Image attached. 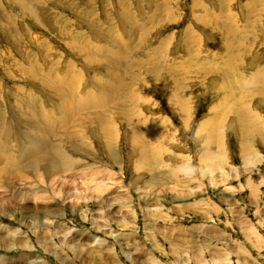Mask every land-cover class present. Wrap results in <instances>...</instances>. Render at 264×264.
Returning a JSON list of instances; mask_svg holds the SVG:
<instances>
[{
  "label": "rangeland",
  "instance_id": "1",
  "mask_svg": "<svg viewBox=\"0 0 264 264\" xmlns=\"http://www.w3.org/2000/svg\"><path fill=\"white\" fill-rule=\"evenodd\" d=\"M109 70L122 83L118 93L88 105ZM226 75L236 86L218 87ZM169 77L177 80L171 89ZM257 90L264 92V0H0V142L11 143L4 152L18 157L25 134L56 120L47 151L57 143L69 162L50 176H34L21 158L4 165L19 174L9 192L26 196L6 203L0 188V226L29 246L0 248V264H264ZM60 105L72 111L63 115ZM123 118L144 136V154ZM202 121L209 124L198 133Z\"/></svg>",
  "mask_w": 264,
  "mask_h": 264
},
{
  "label": "bare ground",
  "instance_id": "2",
  "mask_svg": "<svg viewBox=\"0 0 264 264\" xmlns=\"http://www.w3.org/2000/svg\"><path fill=\"white\" fill-rule=\"evenodd\" d=\"M247 1V0H246ZM246 5V4H245ZM121 12V11H120ZM124 14V13H123ZM127 15V14H126ZM214 17V16H213ZM126 19H128V18H126ZM130 19V18H129ZM220 19V18H219ZM148 21V20H147ZM146 21V22H147ZM223 21V20H222ZM128 22V21H127ZM131 22H132V20H131ZM133 23V22H132ZM209 23V22H208ZM216 23V22H215ZM205 24V23H204ZM223 24V23H222ZM225 24V23H224ZM134 25V24H133ZM144 25V24H143ZM216 25V24H215ZM132 26V25H131ZM227 26V25H226ZM217 27V26H216ZM223 27V26H222ZM228 28V27H227ZM133 29V28H132ZM212 29V28H211ZM214 29V28H213ZM233 29V28H232ZM130 30V29H129ZM130 31H132V30H130ZM133 31H134V29H133ZM227 31V30H226ZM231 31V30H230ZM104 32V31H103ZM107 32V31H106ZM217 32V31H216ZM221 32V31H220ZM225 32V31H224ZM229 32V31H228ZM232 32V31H231ZM65 33V32H64ZM131 33V32H130ZM230 33V32H229ZM224 35H226V33H224ZM234 35V34H233ZM233 35H231V37L233 36ZM139 36V35H138ZM104 37V36H103ZM225 37V36H224ZM235 37V36H234ZM109 38H111V37H109ZM113 38V37H112ZM114 39V38H113ZM226 39V38H225ZM228 39V38H227ZM231 39V38H230ZM115 41V40H114ZM113 41V42H114ZM229 41V42H228ZM227 42L229 43V45H230V49L233 47L232 46V42H231V40H228ZM112 42V43H113ZM115 42H117V41H115ZM78 43V42H77ZM228 43H226L225 44V47L228 49ZM75 45V44H74ZM77 45V44H76ZM82 45H84V44H82ZM116 45H117V43H116ZM119 45V44H118ZM130 45V44H129ZM187 45V44H186ZM158 46V45H157ZM84 47H86L85 45H84ZM84 47H83V49H84ZM122 47V46H121ZM120 47V48H121ZM126 47H127V45H126ZM191 47V46H190ZM224 47V46H223ZM224 47V48H225ZM116 48V47H115ZM123 48V47H122ZM196 48V47H195ZM82 49V50H83ZM91 49V48H90ZM119 49V48H118ZM183 49H184V47H183ZM186 49V48H185ZM75 50V49H74ZM81 50V51H82ZM85 50V49H84ZM110 50V49H109ZM88 51V50H87ZM127 51V50H126ZM185 51V50H184ZM192 51V50H191ZM80 52V51H79ZM194 52V51H193ZM91 53V52H90ZM104 53V52H103ZM192 53V52H191ZM84 54H87L86 53V51H85V53ZM224 54V53H223ZM225 54H228L227 52L225 53ZM224 54V55H225ZM190 55V54H189ZM232 56V55H231ZM89 57V56H88ZM87 57V58H88ZM104 57V56H103ZM106 57V56H105ZM119 57V56H118ZM195 57V56H194ZM122 58H123V56H122ZM228 58H229V56H228ZM231 58H233V57H231ZM97 59H98V57H97ZM103 59V58H102ZM226 59H227V57H226ZM89 61H90V58L88 59ZM92 60V59H91ZM121 60V59H120ZM191 60V59H190ZM89 61H87L88 63H91V61L89 62ZM179 61V60H178ZM185 61V60H184ZM99 62V61H98ZM229 62V61H228ZM88 63H87V65H88ZM111 63V62H110ZM115 64H116V62H114ZM118 63V62H117ZM200 63V62H199ZM198 63V64H199ZM227 63V62H226ZM115 64H113L116 68H117V65H115ZM145 64V63H144ZM120 65V64H119ZM118 65V66H119ZM178 65V64H177ZM181 65V64H180ZM184 65H185V63H184ZM204 65V64H203ZM110 66H111V64H110ZM205 66V65H204ZM210 66V65H209ZM120 67V66H119ZM157 67V66H156ZM174 67V66H173ZM203 67V66H202ZM113 68V67H112ZM129 68V67H128ZM128 68H126V69H128ZM152 68V67H151ZM150 68V69H151ZM166 68V67H165ZM193 68V67H192ZM204 68V67H203ZM134 69V68H133ZM149 69V70H150ZM159 69V68H158ZM189 69V68H188ZM201 69V68H200ZM119 70V69H118ZM121 70V69H120ZM152 70V69H151ZM156 70V69H155ZM211 70V69H210ZM110 71V70H109ZM108 71V72H109ZM115 71V70H114ZM179 71V70H178ZM107 72V71H106ZM107 72V73H108ZM145 72V71H144ZM147 72H149V71H147ZM152 72V71H151ZM156 72V71H155ZM154 72V73H155ZM160 72V71H159ZM212 72V71H211ZM110 73H113V76L112 75H108V77L109 76H111L112 78H111V80L110 81H108V83H106V86L103 88V90H102V92L100 91V95L98 96V97H95L96 99H94V100H92L91 98L93 97V96H91V98L90 97H86L85 96V102L86 103H88V105H91V103L93 104V103H99L100 102V104L102 103L101 101H104L105 99H107L106 101H108V98L109 97H111V99H113V98H115V96H116V94L118 93L117 91H118V89H119V85H121L122 83H121V81L119 80V79H116V75H115V72H109L108 74H110ZM118 73V72H117ZM187 73V72H186ZM185 73V74H186ZM225 73V72H224ZM227 73H229V70H228V72ZM232 73V72H231ZM230 73V74H231ZM106 74V73H105ZM169 74V73H168ZM223 74V73H222ZM229 74V75H230ZM162 75V74H161ZM171 75V74H170ZM232 75V74H231ZM231 75H230V77H231ZM182 76H183V74H182ZM37 77V76H36ZM72 77V76H71ZM219 77V79H220V81H221V83L222 84H218V87L220 86V87H226V86H228V87H230V86H232V84L234 83L235 84V86H236V83L235 82H237L238 83V81H235V82H233L232 80H229L228 78H227V75L225 76V77H223V76H218ZM48 78V77H47ZM68 78V77H67ZM101 78V77H100ZM171 78V79H170ZM110 79V78H109ZM46 80V79H45ZM49 80V79H48ZM69 80V79H68ZM160 80V79H159ZM197 80V79H196ZM239 80V79H238ZM47 81V80H46ZM53 81V80H52ZM173 82V86L174 85H176L177 84V80H176V77H169V78H167V79H165V83H166V85H168V83L167 82ZM243 81V80H242ZM79 82V81H78ZM52 83V82H51ZM66 83V82H65ZM102 83V82H101ZM121 83V84H120ZM127 84V83H126ZM182 84V83H181ZM233 84V85H234ZM54 85V84H53ZM73 85V84H72ZM215 85H217V84H215ZM55 86V85H54ZM128 86V85H127ZM173 86H171V87H169V85H168V87H169V89H171ZM234 86V87H235ZM103 87V86H102ZM167 87V86H166ZM59 88H61L60 86H59ZM59 88H57L58 90H59ZM66 88V87H65ZM123 88V87H122ZM126 88V87H125ZM128 88V87H127ZM176 88V87H175ZM231 88V87H230ZM229 88V89H230ZM129 89V88H128ZM221 89V88H220ZM237 89V88H236ZM172 90H174V89H172ZM219 90V89H218ZM232 90H233V87H232ZM235 90V89H234ZM263 90V89H262ZM121 91V90H120ZM174 91H176V89L174 90ZM180 91V90H179ZM231 91V90H230ZM68 92V91H67ZM256 92H258V93H261L262 95H263V93L264 92H261V91H256ZM61 93V92H60ZM66 93V92H65ZM174 92L172 91V94H173ZM231 93H233V92H230V94H228V95H230V96H232L233 97V95L231 94ZM235 94H236V92H235ZM169 95V94H168ZM175 95V94H174ZM173 95V96H174ZM185 95V94H184ZM29 96V95H28ZM95 96V95H94ZM127 96V95H126ZM62 97H65V96H63L62 95ZM136 97V96H135ZM225 98L227 97V95L225 94V96H224ZM263 97H264V95H263ZM29 98V97H28ZM67 98V95H66V97L64 98V99H66ZM90 98V99H89ZM122 98V97H121ZM177 99L179 100L180 98H178L177 97ZM228 99H230V98H228ZM228 99H225V100H228ZM264 99V98H263ZM67 100V99H66ZM78 100V99H77ZM76 100V101H77ZM169 101H172L173 100V98H172V96H171V98H169L168 99ZM76 101H75V104H76ZM66 102H68V101H66ZM78 102H79V100H78ZM68 103H70V101L68 102ZM86 103H84V105L86 104ZM90 103V104H89ZM180 103H182L181 101H180ZM60 104H62V101L60 102ZM77 105V104H76ZM82 105V104H81ZM80 105V106H81ZM97 105H99V104H97ZM103 105V104H102ZM101 105V106H102ZM135 105V104H134ZM96 106V105H95ZM64 108H70V109H64ZM72 105H71V107H67V106H65V105H60V109H62V111H63V115H65L64 113H68V112H70V111H72ZM178 108V107H177ZM180 108H178V110H179ZM41 110H43V109H41ZM86 110V109H85ZM215 110V109H214ZM214 110H212V111H209V112H211V114H213L214 112ZM44 111V110H43ZM50 112V111H49ZM213 112V113H212ZM59 113V112H58ZM72 113V112H71ZM77 113V112H76ZM97 113V112H96ZM216 113V112H215ZM215 113L213 114V115H215ZM33 114V113H32ZM57 114V113H56ZM56 114H54L55 116H56ZM69 114V113H68ZM73 114V113H72ZM102 114V113H101ZM247 114V113H246ZM34 115V114H33ZM58 115V114H57ZM60 116V115H59ZM101 117V116H100ZM213 117H216V116H213ZM241 117H243V118H245L244 117V114L242 115L241 113L239 114V113H237V115H236V118L237 119H239V120H241ZM57 118V117H56ZM98 118V117H97ZM96 118V115H95V119H97ZM51 119V118H50ZM52 119H54V118H52ZM78 119V118H77ZM94 119V118H93ZM27 120V119H26ZM88 120V119H87ZM110 120V119H109ZM243 120V119H242ZM35 121L36 120H34V123H35ZM48 121V120H47ZM56 120H50V121H48V122H46V123H48L47 124V126L45 127V128H41V127H39V125H40V123L37 125V127L35 126V128H32L31 126V128H32V130H31V132H30V134L28 133V134H25V135H27L28 136V138H25V139H28V142L25 144V145H23L22 146V149H21V151H22V153L18 156V157H16L17 156V153H14V152H11V154L10 155H7L5 152H4V150H7L8 149V151H11V143H9V141H8V139H6V143L4 142V143H2V142H0V188H2V189H4V192L5 191H7V193H8V198L6 199V203H7V201L9 202V203H12V201L14 202L15 201V199L18 197H20L21 195H23L20 191H17L16 193L15 192H13V193H10L9 191L11 190V188L12 187H15V184H14V179H16V178H18L19 177V174H18V172H17V170H15V169H13V171L11 172V170H8L6 167H7V165L6 166H4L5 164H13V165H16L17 163H20L19 161H20V158H21V161H25V163L27 162L28 163V161H29V164L27 165V167H30V169H31V171L33 172V171H35V174H33L34 176H40V175H42V173H44L45 175H47V176H50V175H54V174H56V173H60L61 171H60V169L62 170L63 168L61 167V166H65V165H67V164H69V162L68 161H66V157H65V155H64V151L61 153V151H60V146L57 148V146L56 145H58L57 143H56V145L53 143V145H51V146H53V147H51V150L50 151H47L48 149H50L49 148V146H50V143L48 142V138L46 137V132L48 131L49 132V127L51 128L52 127V125H53V123L55 122ZM90 121H91V119H90ZM100 121L101 122H103L101 119H100ZM123 123H127V120L125 119V118H123ZM205 121V120H204ZM204 121H202L201 123H200V128H198L197 129V131L199 130L200 132H203L204 133V129H203V127L202 126H206L207 124H209V123H207V122H204ZM30 122V121H29ZM37 122H39V121H37ZM36 122V123H37ZM62 122V121H61ZM70 122V121H69ZM25 123V122H24ZM27 123H28V120H27ZM32 124V123H30L31 125H36V124ZM43 123V122H42ZM41 123V124H42ZM64 123V122H63ZM65 123H66V121H65ZM90 123V122H89ZM98 123H99V120H98ZM29 124V123H28ZM27 124V125H28ZM29 124V125H30ZM74 124V123H73ZM95 124V122L93 123V125ZM97 124V123H96ZM104 124V123H103ZM103 124H101V127L103 126ZM212 124V123H211ZM26 125V124H25ZM29 125H28V127H29ZM87 125V124H86ZM213 125V124H212ZM99 126V125H98ZM211 126V125H210ZM216 126V125H215ZM88 127V126H87ZM97 127V126H96ZM106 127V126H105ZM56 128V127H55ZM90 128V127H89ZM95 128V127H94ZM207 128V127H206ZM205 128V129H206ZM209 128V127H208ZM207 128V129H208ZM215 128V127H214ZM66 129H67V127H66ZM80 129H81V127H80ZM127 129H129V132L132 134V137H133V140H134V142H136L135 143V145H136V148H137V150H138V152L140 153V154H144L145 153V150H146V142H145V138H144V136H143V138H142V134H141V131L139 130V129H136V126L135 125H132V123H127ZM201 129H203L202 131H201ZM218 129V128H217ZM54 130H56V129H54ZM60 130V129H59ZM96 130V129H95ZM209 130V129H208ZM24 131V130H23ZM62 131V130H61ZM67 131V130H66ZM76 131V130H75ZM92 131V130H91ZM115 131V130H114ZM196 131V132H197ZM198 131V133H200ZM207 131V130H206ZM210 131V130H209ZM216 131V130H215ZM218 131V130H217ZM26 132V131H25ZM25 132H23V134L25 133ZM48 132H47V134H48ZM51 132V131H50ZM49 132V133H50ZM60 132V131H59ZM65 132V131H64ZM77 132V131H76ZM104 132H105V130H104ZM208 132V131H207ZM206 132V133H207ZM1 133H3V132H1ZM54 133V132H53ZM71 133V132H70ZM101 133V132H100ZM202 133V134H203ZM205 133V134H206ZM212 133H214V131L212 130ZM212 133L210 134V136L208 135V139L207 140H209L213 135H212ZM5 133H3V135H4ZM51 134V133H50ZM103 134V133H102ZM19 135H21V134H19ZM53 135V134H52ZM72 135H74V133L72 134ZM71 135V136H72ZM23 136V135H22ZM48 136H49V134H48ZM76 136V135H75ZM129 136V135H128ZM207 136V135H206ZM51 137V136H50ZM67 137H70L69 135L67 136ZM72 137H74V136H72ZM198 137H199V135H198ZM201 137V136H200ZM205 137V136H204ZM203 137V138H204ZM202 138V137H201ZM0 139H2V138H0ZM59 139H60V137H59ZM62 139H63V137H62ZM79 139V138H78ZM78 139H75V140H73L72 141V143H71V141H66V145L67 144H70L71 143V145L70 146H74V145H76V141L78 140ZM3 140H5V139H3ZM53 140V139H52ZM65 140V139H64ZM49 141H50V138H49ZM59 141H61V140H59ZM63 141V140H62ZM200 142V141H199ZM209 142V141H208ZM65 143V142H64ZM10 144V145H9ZM209 145H210V143H209ZM78 146V145H77ZM208 147H210V146H208ZM53 148V149H52ZM67 147L65 146V149H66ZM68 148H70V147H68ZM67 148V149H68ZM52 150L54 151V153L56 154V153H58V155H57V157H58V159L57 158H55V155L52 153ZM66 152V151H65ZM152 152V151H151ZM43 153H49L48 155H46L45 157H43V158H39V156H38V154H41V156H42V154ZM164 154V153H163ZM159 155V154H158ZM135 158H136V156H135ZM137 158H139V155L137 154ZM18 159V160H17ZM41 161H43L42 162V164L40 163ZM73 161V160H72ZM138 161H140V159H138ZM142 161V160H141ZM205 161V157H203L202 158V160L200 161L201 163H203ZM71 162V161H70ZM26 163V164H27ZM140 163V165H141V162H139ZM200 163V165H201V167H202V164ZM23 165H24V163H22ZM25 164V165H26ZM40 164H41V167H38V166H40ZM65 164V165H64ZM8 165V166H9ZM72 165V164H71ZM139 165V164H138ZM12 166V165H11ZM22 166V165H21ZM24 167V166H23ZM61 167V168H60ZM10 168H12V167H10L9 166V169ZM14 168V167H13ZM22 169V168H21ZM19 170V169H18ZM28 170V169H27ZM39 170H41V171H39ZM64 170V169H63ZM26 171V170H25ZM30 171V172H31ZM38 171H39V173H38ZM19 172H20V170H19ZM24 171L22 170V173H23ZM27 172H29V171H27ZM21 173V174H22ZM25 174V173H24ZM28 174V173H27ZM57 175V174H56ZM28 176H29V174H28ZM31 176V175H30ZM56 177V176H55ZM59 177V176H58ZM26 178V177H25ZM28 179H29V177H27ZM38 178V180H40L39 179V177H37ZM41 178V180H42V178H44V177H40ZM52 178V177H51ZM51 178H49V179H51ZM57 178V177H56ZM21 179V178H20ZM24 179V178H23ZM27 179V180H28ZM209 179H211L210 178V176H209ZM208 179V180H209ZM26 180V181H27ZM33 180V179H32ZM31 180V181H32ZM36 180V179H35ZM41 180H40V182H41ZM59 180V179H58ZM24 181V180H23ZM34 181V180H33ZM28 182V181H27ZM30 182V181H29ZM37 182V181H36ZM16 183V182H15ZM31 183V182H30ZM26 184V183H25ZM40 186V185H39ZM42 186V185H41ZM29 187V186H28ZM36 187V186H35ZM49 189H50V186L48 187ZM17 189V188H16ZM12 190H13V188H12ZM46 191V190H45ZM36 192H34L33 193V197H35V198H40L39 196H36V194H35ZM20 195V196H19ZM24 195L26 196V193H24ZM24 195H23V197H24ZM37 195H40V194H37ZM28 196V195H27ZM41 196V195H40ZM48 197V196H47ZM57 197V196H56ZM5 201V200H4ZM29 201V200H28ZM5 203V207L7 206V204ZM16 203V202H15ZM3 205V204H2ZM8 206H12V205H9L8 204ZM7 206V207H8ZM6 207V208H7ZM10 207H8V208H10ZM2 209V208H1ZM34 210H36V209H34ZM51 212V211H50ZM49 215V214H48ZM52 217V216H51ZM4 226V225H3ZM0 226V231H3V233H5V235L4 236H6L7 234H13L12 232V228H10L9 226ZM1 229H4V230H1ZM17 229V228H16ZM17 231V230H16ZM19 232V231H18ZM23 234V233H22ZM14 235H16V234H14ZM16 236H18V234L16 235ZM7 237V236H6ZM8 237H9V235H8ZM4 238V243L3 242H0V248H8V249H16V248H26V247H28L29 246V238H25V237H23V238H19V236H18V238H12V237H10V238ZM43 240H44V238H42ZM45 242V241H44ZM23 256V255H22ZM21 255L19 256V257H22ZM27 257V256H26ZM24 258V257H23ZM19 263V262H18Z\"/></svg>",
  "mask_w": 264,
  "mask_h": 264
}]
</instances>
